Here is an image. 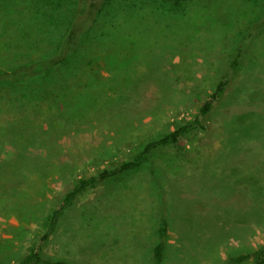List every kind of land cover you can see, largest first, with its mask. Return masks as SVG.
Instances as JSON below:
<instances>
[{
    "label": "rangeland",
    "instance_id": "374dc122",
    "mask_svg": "<svg viewBox=\"0 0 264 264\" xmlns=\"http://www.w3.org/2000/svg\"><path fill=\"white\" fill-rule=\"evenodd\" d=\"M86 1L0 0V73L55 54ZM102 2L65 66L0 81V264L40 242L78 178L195 115L240 48L208 129L88 187L43 251L65 264H155L164 222L163 264L264 249V0Z\"/></svg>",
    "mask_w": 264,
    "mask_h": 264
},
{
    "label": "trees",
    "instance_id": "16d2710c",
    "mask_svg": "<svg viewBox=\"0 0 264 264\" xmlns=\"http://www.w3.org/2000/svg\"><path fill=\"white\" fill-rule=\"evenodd\" d=\"M106 5L102 0H88L83 4V14L70 23L68 32L65 34L59 49L52 56L36 59L18 66L5 70L0 73V81H7L25 77H38L54 71L57 68L65 66L72 55L75 53L78 45L81 44L88 35H90L93 26L102 16ZM261 26L264 27V20H261ZM243 57V49L240 48L237 54L232 59L231 64L225 75L218 81L209 93L206 101L199 107L198 112L187 119L183 124L176 129L165 134L164 136L151 140L141 148L131 159L123 160L122 162L108 166L98 172L84 176L77 179L71 189H69L60 201V204L55 208L46 223V230L37 243L31 250L23 256L18 264H65L64 261H56L44 256L43 246L50 238L60 218L64 214L67 207H69L76 198L81 195L88 187L106 181L107 179L119 176L126 172L141 166L149 156L162 147L174 146L188 136L193 135L197 131L208 129L207 120L209 115L216 108L218 103L225 96L229 90L234 71L240 66ZM166 233V223L160 229L161 241L154 249L155 264H163L164 259V238ZM253 260L254 264H264V249L252 252H242L239 255H231L224 264H237L244 261Z\"/></svg>",
    "mask_w": 264,
    "mask_h": 264
}]
</instances>
